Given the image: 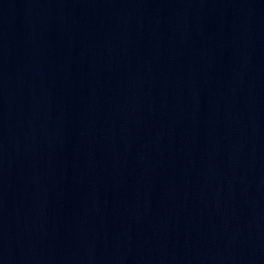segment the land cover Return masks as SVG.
<instances>
[{
  "label": "water",
  "instance_id": "obj_1",
  "mask_svg": "<svg viewBox=\"0 0 264 264\" xmlns=\"http://www.w3.org/2000/svg\"><path fill=\"white\" fill-rule=\"evenodd\" d=\"M0 264H264V0H0Z\"/></svg>",
  "mask_w": 264,
  "mask_h": 264
}]
</instances>
